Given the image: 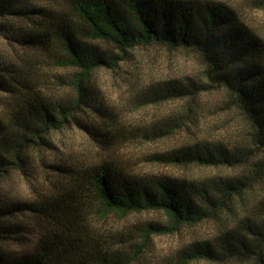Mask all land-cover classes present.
<instances>
[{"label":"trees","instance_id":"1","mask_svg":"<svg viewBox=\"0 0 264 264\" xmlns=\"http://www.w3.org/2000/svg\"><path fill=\"white\" fill-rule=\"evenodd\" d=\"M31 1L59 7L33 9L28 7ZM12 19L34 21L33 29L18 35L21 44L41 51L57 67L76 71L71 82L75 96L47 99L15 68H0V91L13 98L8 117L0 120V182L15 170L25 171L34 153L49 147L52 132L78 122L87 109L88 85L96 71L116 69L131 51L152 45L193 52L208 79L206 87L167 82L154 86L153 102L194 100L202 90L222 89L249 122L251 144L264 153V38L231 5L219 0H0L1 27L14 31L6 24ZM236 151L206 143L174 152L167 161L228 169L247 165L250 159L243 160ZM71 173L63 193L25 205L41 224L26 259H13L3 248L11 233L8 218L18 209L0 204V264H133L154 235L220 222L254 185L250 178L235 176L204 186L168 176L141 179L106 163L83 165ZM257 208L255 215L243 217L232 228L220 226L213 242L196 241L182 249L180 264H264V195ZM143 212H163L168 221L147 224L132 254L113 252L89 220L90 213L103 220Z\"/></svg>","mask_w":264,"mask_h":264},{"label":"rangeland","instance_id":"2","mask_svg":"<svg viewBox=\"0 0 264 264\" xmlns=\"http://www.w3.org/2000/svg\"><path fill=\"white\" fill-rule=\"evenodd\" d=\"M219 1L234 7L248 27L264 38V0ZM28 7L52 10L59 5L31 1ZM33 23L12 19L6 22L14 29L12 32L0 25V68H15L21 78L47 99L74 97L71 82L76 71L55 66L41 51L18 41V35L33 29ZM102 46L110 49L108 45ZM164 82L190 88L195 84L208 85L205 68L193 52L157 45L131 51L128 61L116 69L96 71L88 85L87 109L78 122L52 132L47 136L49 147L36 151L25 171L15 170L0 182V204L18 209L8 218L11 233L3 245L13 259L31 256L41 232V224L25 205L63 193L70 186L71 170L83 165L106 163L141 179L168 176L201 186L234 176L254 181L237 199L234 212L228 217L220 222L184 227L174 235H154L143 256L133 264H180L182 249L196 241L213 242L220 226L232 228L243 217L258 212L257 204L264 195V153H259L249 140V122L232 107L222 89L202 90L194 100L155 103L150 90ZM12 104L13 98L0 91V120L8 117ZM166 131L173 133L165 134ZM206 143L236 149L243 160L246 157L250 160L247 165L231 169L167 161L174 152ZM89 216L95 230L108 239L113 252L128 254L140 244L141 230L147 224L166 225L168 221L163 212H143L126 218L111 215L103 220L92 213Z\"/></svg>","mask_w":264,"mask_h":264}]
</instances>
